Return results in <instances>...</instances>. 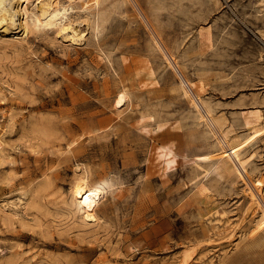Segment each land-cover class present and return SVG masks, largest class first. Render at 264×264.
Listing matches in <instances>:
<instances>
[{
  "label": "rangeland",
  "instance_id": "rangeland-1",
  "mask_svg": "<svg viewBox=\"0 0 264 264\" xmlns=\"http://www.w3.org/2000/svg\"><path fill=\"white\" fill-rule=\"evenodd\" d=\"M137 1L161 38L124 0L70 10L81 41L47 28L19 45L18 29L0 31V264H264L248 193L263 181L264 196V0ZM169 54L232 135L254 136L240 150L253 183L203 174L215 139ZM156 146L172 150L171 168ZM81 166L108 191L92 226L62 204Z\"/></svg>",
  "mask_w": 264,
  "mask_h": 264
},
{
  "label": "bare ground",
  "instance_id": "bare-ground-1",
  "mask_svg": "<svg viewBox=\"0 0 264 264\" xmlns=\"http://www.w3.org/2000/svg\"><path fill=\"white\" fill-rule=\"evenodd\" d=\"M66 1L68 4H65V2H63L62 0H40L38 4L34 5V7H32L31 9L27 0H0V31H9L11 29L15 31L18 29L19 31L13 33L12 38L10 40L13 41L14 44L19 45H22L24 42H26V38L31 31H41L47 28L58 29L61 33L67 34L73 42L81 41L84 38V35H81V33L75 30L72 27L71 23H69L70 10L80 8L83 11L89 12L92 9L100 6L103 0ZM78 1L80 2L79 5L76 4V2ZM124 1H130L131 3L134 2L135 5H137L140 10H142L137 0ZM138 12L140 13L141 11ZM142 13H144L143 10ZM141 15L142 14H140V16ZM143 15H145V19H147L149 23L148 26L150 25L149 27H151L156 33V35L161 38L160 33L151 23L146 13H144ZM69 31L71 32V34H68ZM211 34V30L208 26L205 27L203 25L198 29V44L200 50L204 51L211 46ZM261 35L264 38L263 31L261 32ZM16 36L20 38H16ZM156 44L158 47H160V43H158V41H156ZM167 61L169 62L171 68L177 71V73H181L179 70L180 65L178 66V62L176 61L175 57H173V55L169 54L167 57ZM179 75V78L181 77L180 84L183 90L181 91L188 97L190 96L192 98V102L195 104L197 112L200 114L201 118L206 122L208 127L211 128V132L213 133L216 143V145L212 147V149L208 153L198 158L202 160L211 161L208 164L207 162H205L206 164H201L199 161L197 162L199 163V166L203 169V174L207 172H213L220 179H236L239 177L244 179L245 184L247 181L253 183L250 179V176H248L247 174V170L244 164L240 159V150L243 148L244 145L247 144L248 140L254 139V136L248 140L246 139V141L243 142L238 135H232V128L229 126V128H226L225 126L227 118L219 114L214 115L211 109H209L200 99L197 90L195 91L194 84L190 82L186 77H184L182 73ZM152 80L154 81V79ZM127 90L128 87L124 85L121 92H119V94L117 95V107L124 106L126 101ZM145 117L151 118V115ZM145 117H142L141 119ZM255 123L248 124L250 132H252L253 135L255 132L260 131V128L256 126ZM1 132L2 131L0 129V133ZM77 142L78 139H73L70 147L75 145V143ZM68 151L72 152L73 148L68 149ZM153 156L154 162H157V166L163 170L171 168L175 163V156L173 155L172 150L167 146H156L153 150ZM245 176H247V178ZM262 182L259 181L258 183H253V190H251V192L248 191L252 201V203H250L249 205L253 204L254 206L252 205V207L256 206V208H258L261 212L260 221L255 223V229L251 230L250 232L252 235L257 234L260 231H264V196L261 195L262 192H260ZM205 192H207V189L203 185H199L198 188L195 190L194 197H196V200L200 198L203 199ZM107 194V187L102 183H94L91 180L88 171L83 166H81L78 167L76 170V175L69 187L66 197H62V204L66 211L72 214V216H79L84 225L92 226V224L97 223L100 218H98V209L104 198L107 197Z\"/></svg>",
  "mask_w": 264,
  "mask_h": 264
}]
</instances>
